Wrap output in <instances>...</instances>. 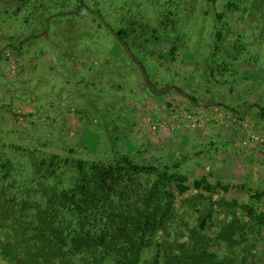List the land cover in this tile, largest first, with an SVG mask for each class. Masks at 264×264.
<instances>
[{"label": "rangeland", "instance_id": "obj_1", "mask_svg": "<svg viewBox=\"0 0 264 264\" xmlns=\"http://www.w3.org/2000/svg\"><path fill=\"white\" fill-rule=\"evenodd\" d=\"M79 1L93 11L75 15ZM253 1L0 0V264H96L91 251L81 257L32 235L33 217H52L48 192L75 183L79 158L178 165L191 182L230 186L215 197L238 203L221 211L226 224L246 204L264 214V198L251 197L264 192V119L250 106H264V0ZM218 30L231 44L216 52ZM128 50L159 85L149 88ZM29 207L37 210L26 215ZM68 216L65 227L78 226ZM195 223L172 228L177 251L192 247ZM250 227L213 264H264V222Z\"/></svg>", "mask_w": 264, "mask_h": 264}, {"label": "trees", "instance_id": "obj_2", "mask_svg": "<svg viewBox=\"0 0 264 264\" xmlns=\"http://www.w3.org/2000/svg\"><path fill=\"white\" fill-rule=\"evenodd\" d=\"M75 9V15L80 14L82 9L85 12L93 11L82 1H79ZM227 9L239 11L241 7L240 4L228 3ZM218 18L222 21L224 16L218 13ZM114 32L122 40L120 44L126 48L127 42L123 41L126 30ZM215 37L219 43L215 45L216 52L220 51L221 46H230L231 43L225 41L222 31L218 30ZM233 48L236 50V44ZM128 51L137 63L139 75L149 88L159 85L144 71L145 65ZM169 85L165 91L158 90L157 95L168 93L171 89ZM177 92L182 93V90L178 89ZM183 96L190 100L191 105L199 108L198 97L189 94ZM215 101L217 106L242 117L236 108L222 104L217 99ZM247 103L249 102H245V109ZM250 106H258L261 119H264V106ZM76 161L79 174L75 183L70 189L48 192L50 198L47 213L52 217L49 222L33 217L37 226H33L32 235L38 242L46 241L49 236L52 241L50 243L64 248L70 254L77 253L81 257H87L92 253L96 264H142L146 260L145 252L153 247L156 252L153 253L152 264H213L219 247L236 241L234 237L237 234H241V237L248 236L246 231L249 225L258 227L264 222V214H258L246 204L241 218L247 222L236 216L226 224L221 211L225 208L232 212L238 203L234 201L229 204L225 200L221 202L215 197L220 192L227 193L230 186L223 182L210 183L205 176L191 182L187 174L178 171V165H145L135 162L128 155H123L116 162L89 161L84 158ZM251 197L262 200L264 192H257ZM178 201L187 202L189 214L186 211L179 212ZM35 210L36 207H29L26 215L30 212L33 214ZM66 214L72 221H78V226L65 227L62 217ZM193 221H196V227L201 232L191 235L192 247L177 251L168 239L172 228L184 223L190 230ZM31 226L32 224L27 229ZM217 228L222 229L219 231ZM213 230L217 231L212 236L205 233Z\"/></svg>", "mask_w": 264, "mask_h": 264}]
</instances>
